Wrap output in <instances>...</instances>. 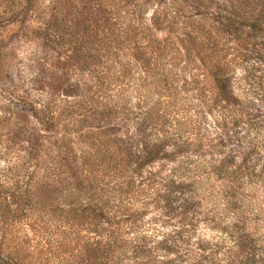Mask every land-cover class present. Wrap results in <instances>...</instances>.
Returning a JSON list of instances; mask_svg holds the SVG:
<instances>
[{"label": "rangeland", "instance_id": "374dc122", "mask_svg": "<svg viewBox=\"0 0 264 264\" xmlns=\"http://www.w3.org/2000/svg\"><path fill=\"white\" fill-rule=\"evenodd\" d=\"M84 1L0 0L2 10L26 6L32 12L25 22L0 23V167L6 164L2 159L3 152L14 154L20 148V144L9 140L14 109L20 108L18 97L30 84L28 80L34 68L32 58L41 43L33 37V30L27 33L25 27L34 28L38 21L46 19L50 7L60 12L59 16L64 18L65 23L72 24L78 10L87 5ZM108 1L105 0L106 3ZM206 1L132 0L135 6L131 2L126 3L122 13L127 23L135 28L130 35L131 43L123 52L125 71L118 74L116 80H113V73V79L107 84L103 82L98 87H90L95 104L125 106L131 116L129 131L136 129V121L143 120L144 112L151 113V126L146 133L158 137L169 134L176 138L167 143L166 151H176L177 157L184 161V167L188 169L187 174L199 179L195 183L199 189L196 193L204 191L202 169L217 150L212 147L218 143L217 135L224 126H230L229 119L222 115L226 117L232 112V108H220V104L214 106L205 101L212 88L205 74L208 65L216 61L226 64L231 92L242 105L244 101H249L264 119V25L262 34L246 29L238 36L219 34L223 27L214 13L223 9L228 13L235 8L222 0H217L219 5L213 2L207 8L202 5ZM172 9L176 10L174 16L172 12L168 13ZM152 14L159 23L157 29H150ZM137 44L147 47L143 49ZM239 124L243 126L242 119ZM64 133L70 137L77 155L82 156L83 168L90 177L93 190L81 200L73 201L62 193H52L50 198L34 201L31 205H10V215L13 216L8 218L4 230L0 226V241L5 250L19 259L20 264H219L216 258L192 257L197 253L194 250L196 244H205L208 252L216 248L219 258L241 248L237 242L239 233L234 236L236 240L222 230L225 227L223 224L230 219L222 221L218 214L209 215L212 216L210 219L209 216L204 219L203 214L183 217L172 207L157 205L151 197L127 196L129 188L124 189L126 192L120 197L122 202L116 204L120 200L117 194L122 180L120 176H113L110 158L113 145L110 139L86 128L76 134L69 129L59 132ZM258 135L264 137V121ZM224 151L229 152L227 149ZM258 152L259 166H264V146ZM166 166L167 162L158 161L151 168L155 170ZM95 185L97 189H104L109 197L96 198ZM204 197L200 194V198ZM106 200V209L110 214L106 222H101L100 229L95 217L90 212L80 211V207L96 206ZM80 203L83 205L79 206ZM117 207L123 213L119 214L120 217H125L121 221L113 213ZM176 222H180V226L185 222L193 225L183 235L185 239L188 234L191 240L189 245L170 249L168 245L178 241L174 235L176 230L172 227ZM260 231L263 232L260 238L264 239V226ZM111 236H121L128 242L144 236V246L134 257L127 243L109 246L105 239ZM163 237H167V241L156 248L155 242ZM99 240L100 244L97 243ZM263 254L255 251L254 258L261 255L258 264H264ZM246 256V252L240 255L242 260H246ZM245 262L254 264L253 260Z\"/></svg>", "mask_w": 264, "mask_h": 264}, {"label": "trees", "instance_id": "16d2710c", "mask_svg": "<svg viewBox=\"0 0 264 264\" xmlns=\"http://www.w3.org/2000/svg\"><path fill=\"white\" fill-rule=\"evenodd\" d=\"M131 1L85 0L87 5L78 10L72 24L65 23L60 12L50 7L46 19L38 21L34 28L25 27L27 33L33 30V37L41 43L32 58L34 68L28 80L30 84L18 97L20 108L14 109L9 140L20 144V148L14 154L3 152L2 159L6 164L0 167V226L4 230L8 218L13 216L10 215V205H31L34 201L50 198L52 193H62L75 201L93 190L90 177L83 168L82 156L77 155L66 133L59 134L68 129L75 134L82 128L93 129L108 137L113 145L110 153L113 176H120L122 180L117 197L122 198L126 192L124 189L129 188L127 196L151 197L157 205L172 207L183 217L203 214L205 219L218 214L222 221L229 218L230 222L223 224L222 230L231 237L239 233L237 242L241 248L219 258L216 248L208 252L205 244L195 243L197 253L192 257L216 258L219 264H246L247 260L258 264L261 255L254 258L255 251L264 253V242H260L264 240L260 238L263 233L260 228L264 226V166H259L258 152L264 146V137L258 135L264 119L249 101L242 105L231 92L226 64L213 62L205 72L212 85L205 101L214 106L220 104V108H232L229 115H222L229 119L230 126H224L217 135L218 143L212 145L217 150L202 169L205 192L196 193L199 189L195 183L199 179L187 174L188 169L177 157V152L166 151L167 143L176 138L167 133L162 137L146 133L151 126V113L144 112L145 117L136 121V129L132 132L129 131L131 116L125 106L97 105L92 99L94 94L90 87H98L103 82L107 84L113 79V73V80H116L118 74L125 71L123 52L131 43L130 35L135 27L127 23L122 10ZM223 1L235 9L228 13L224 9V12L214 13L223 27L219 34L238 36L243 29L262 34L264 0ZM213 2L219 5L217 0H207L202 5L209 8ZM0 10V23L25 22L32 13L26 6ZM170 12L174 16L176 10H168ZM149 23L150 29L158 28L159 23L153 14ZM137 45L143 49L147 47ZM240 119L245 128L239 124ZM101 160L104 161V157ZM158 161L167 162L166 168L153 170L151 166ZM95 188L96 198L109 197L104 189H97V185ZM200 194L205 197L200 198ZM121 198L116 204L122 202ZM81 203L79 206L83 205ZM107 203L108 200L96 206H82L80 211L90 212L102 229L101 222H106L110 214ZM120 210L117 207L113 213L121 221L125 217H120L119 214H123ZM191 226L188 222L181 223V226L176 222L172 227L178 241H173L168 248L189 245L190 236L187 234L183 239V235ZM143 238L140 236L128 242L121 236H111L105 241L109 246L127 243L133 256L137 257L144 246ZM166 241L167 237H163L155 242V247ZM243 252L247 254L246 260L240 257ZM0 264H20L19 259L4 249L1 241Z\"/></svg>", "mask_w": 264, "mask_h": 264}]
</instances>
